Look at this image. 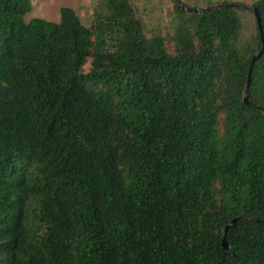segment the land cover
Masks as SVG:
<instances>
[{"label":"trees","instance_id":"1","mask_svg":"<svg viewBox=\"0 0 264 264\" xmlns=\"http://www.w3.org/2000/svg\"><path fill=\"white\" fill-rule=\"evenodd\" d=\"M32 8L0 0V264H264V225L221 245L264 221L257 26L175 6L169 49L129 0Z\"/></svg>","mask_w":264,"mask_h":264},{"label":"rangeland","instance_id":"2","mask_svg":"<svg viewBox=\"0 0 264 264\" xmlns=\"http://www.w3.org/2000/svg\"><path fill=\"white\" fill-rule=\"evenodd\" d=\"M180 5L191 9H203L218 4H234L253 6L258 0H178ZM105 0H32V11L25 15V22L39 18L48 22L58 23L60 9L71 8L75 11L81 24L90 27L94 23L95 14L105 12ZM136 16L142 21L146 37L154 35L165 39L166 46L172 47V34L177 24V16L174 11L175 0H129ZM241 22V31L237 44L250 40L256 35V23L253 14L244 9L237 10ZM90 61V60H89ZM90 66L84 68L88 72Z\"/></svg>","mask_w":264,"mask_h":264},{"label":"water","instance_id":"3","mask_svg":"<svg viewBox=\"0 0 264 264\" xmlns=\"http://www.w3.org/2000/svg\"><path fill=\"white\" fill-rule=\"evenodd\" d=\"M176 1V6L179 10L186 12L188 14H203L209 11H213V10H217V9H222V8H233V9H244V10H248L250 11L255 19V23L258 29V33H259V38L261 41V49L260 51L251 59L250 62V67L248 70V76H247V83H246V88H245V97L243 99L245 104H249L251 105V103L249 102V98H248V92H249V88H250V84H251V74H252V69H253V65L254 63L259 60L263 55H264V35H263V31H262V24H261V17L260 14L257 10V7L255 6H246V5H234V4H218V5H214V6H209L207 8H203V9H191V8H187L185 6L180 5L178 0ZM254 221L256 223H259L261 225H264V221L263 220H258V219H254V218H245V217H237L234 218L233 220H231L230 224L227 225L224 229V234L222 236V242L221 245L223 247L224 250H227L229 252H231L228 243L226 241V233L227 230L232 227L235 223L239 222V221ZM234 257L238 260L239 264H242L239 260V258L233 254Z\"/></svg>","mask_w":264,"mask_h":264}]
</instances>
